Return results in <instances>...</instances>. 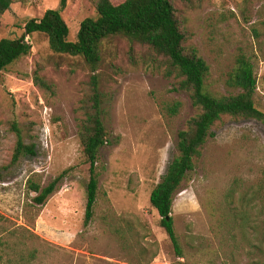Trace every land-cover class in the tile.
<instances>
[{
    "label": "rangeland",
    "instance_id": "rangeland-1",
    "mask_svg": "<svg viewBox=\"0 0 264 264\" xmlns=\"http://www.w3.org/2000/svg\"><path fill=\"white\" fill-rule=\"evenodd\" d=\"M0 16V40L17 39L30 20L57 9L59 0H11ZM124 0H110L118 5ZM187 52L208 65L205 85L215 96L226 86L239 53L251 58L257 79L254 105L264 113V0H171ZM74 42L80 23L95 18V0H66L61 12ZM31 52L0 78V264H264V126L224 117L212 128L179 191L172 218L179 258L150 206L149 196L176 156L177 135L197 111L178 79L146 46L124 38L103 42L97 73L108 144L100 149L93 217L85 225L89 166L78 137V111L90 70L80 57L54 54L45 35L26 37ZM55 87L50 96L33 73ZM180 108L170 116L166 109ZM23 129L34 156L11 164ZM59 179L43 205L27 191Z\"/></svg>",
    "mask_w": 264,
    "mask_h": 264
},
{
    "label": "trees",
    "instance_id": "trees-1",
    "mask_svg": "<svg viewBox=\"0 0 264 264\" xmlns=\"http://www.w3.org/2000/svg\"><path fill=\"white\" fill-rule=\"evenodd\" d=\"M179 1L187 3L189 0ZM11 3V0H0V16L9 10ZM65 6L66 0H59L57 9L47 10L40 19L28 21L21 37L0 40V78L9 66L30 54L31 46L26 42V37L34 33L46 36L54 54L80 57L89 68L90 76L78 108L82 114L78 137L85 163L89 166L84 212L86 225L93 217L97 199L99 152L108 144V132L103 121V93L97 73L101 62V45L113 38H124L129 42L131 52L132 46L137 44L148 47L154 55L160 57L165 66L163 75L166 78L174 75L178 79L177 90L188 93L191 105L197 111L188 120L186 129L178 132L176 156L149 196L150 206L161 218L160 224L175 253L183 258L171 216L173 198L201 157V149L212 136V128L224 117L252 119L264 126V113L254 105L257 85L254 64L251 58L239 53L226 80V86L237 93L215 96L207 91L205 85L209 75L208 65L194 50L187 52L183 46L184 35L176 20L171 0H124L118 5L112 4L110 0H95L96 17L80 23L74 42L68 40L69 29L61 16ZM32 80L34 86L43 93L55 95L54 85L41 77L38 70L33 73ZM179 108L180 104L174 103L166 111L174 116ZM10 132L15 137L12 165H16L21 158L36 154L34 144H25L20 125L12 123ZM63 175L45 188L28 180L27 191L36 195L33 201L43 205ZM259 189L264 192V169Z\"/></svg>",
    "mask_w": 264,
    "mask_h": 264
}]
</instances>
